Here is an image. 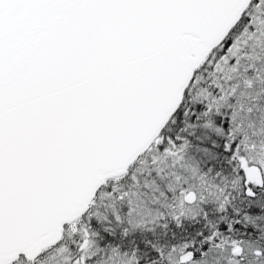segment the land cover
<instances>
[{
	"label": "snow or ice",
	"instance_id": "1",
	"mask_svg": "<svg viewBox=\"0 0 264 264\" xmlns=\"http://www.w3.org/2000/svg\"><path fill=\"white\" fill-rule=\"evenodd\" d=\"M0 264H264V0H0Z\"/></svg>",
	"mask_w": 264,
	"mask_h": 264
}]
</instances>
